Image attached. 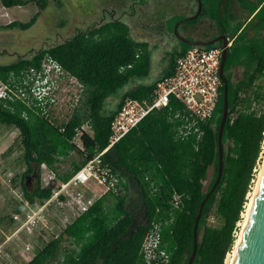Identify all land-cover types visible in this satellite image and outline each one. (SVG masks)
Returning a JSON list of instances; mask_svg holds the SVG:
<instances>
[{"label":"trees","instance_id":"obj_1","mask_svg":"<svg viewBox=\"0 0 264 264\" xmlns=\"http://www.w3.org/2000/svg\"><path fill=\"white\" fill-rule=\"evenodd\" d=\"M52 1L60 4V0ZM48 2L0 0L5 8L33 5L39 9L27 22L14 21L0 26V31L30 29ZM201 4L198 19L185 25L208 19L212 27L228 37L231 45L224 65L228 115L221 140L223 170L202 209L192 264H224L234 246L264 141V0H201ZM235 5L246 16L241 18L235 13ZM190 48L180 43L167 55L168 65L154 81L123 92L110 110L106 109V100L130 82L146 78L151 67L149 44L134 40L123 21L110 20L78 30L64 42L39 49L28 58L0 64V79L6 80L12 72L38 66L49 55L84 87L83 100L62 124L33 114L21 103L5 106L0 102V125L14 127L19 133V161L26 166L19 178L24 197L34 204L51 195V189L41 188L38 176L33 188L26 186V177L32 175L35 165L38 175L39 165L45 164L61 182H66L96 153L102 152L108 145L110 123L123 101L149 99L156 83L172 75L176 59ZM233 68L242 69V77L236 82L232 81ZM24 110L28 118L22 117ZM183 111L179 102L171 100L167 107L153 110L108 150L103 162L125 180L124 194L110 192L98 199L27 264H138L141 244L153 222L162 223L161 237L172 253V264H187L200 204L217 177L223 85L212 118L201 127L200 140L194 136L186 140L176 138L177 122L172 116ZM85 123L90 125L92 136H81V151L73 141ZM67 162L70 168L60 171V166ZM210 168L212 178L203 190ZM175 196L179 197L177 205ZM211 220L214 225L209 224ZM63 241L75 247L64 248Z\"/></svg>","mask_w":264,"mask_h":264},{"label":"built area","instance_id":"obj_2","mask_svg":"<svg viewBox=\"0 0 264 264\" xmlns=\"http://www.w3.org/2000/svg\"><path fill=\"white\" fill-rule=\"evenodd\" d=\"M221 54V46L211 49L191 47L176 59L172 75L156 83L149 99L126 98L110 123L107 147L96 153L68 181L61 182L55 171L45 164L39 165V185L51 189V195L42 203L31 204L22 194L11 213L0 219V236L3 238L0 240V264L31 262L46 244L58 239L98 199L110 192L124 194L125 180L113 172L102 157L153 110L167 107L171 100L179 102L184 111L172 116L177 122L176 138L186 140L194 136L200 140L202 125L212 118L218 104L222 85L219 77ZM83 98V85L49 55H45L38 66L12 72L6 80L0 79L1 103L5 106L21 103L33 114L57 124L67 122L71 116L64 122H56L64 118L58 117L56 108L69 106L73 113ZM22 117L28 118L27 111L22 112ZM83 134L92 136L88 123L81 126L73 141L81 151ZM63 169L64 165H61L60 171ZM7 177V174L0 176V193L3 187L12 193L17 190ZM178 200L175 196V205ZM161 231L162 223L151 224L140 247L141 262L138 264H172V253L162 241ZM62 247L75 246L63 241ZM13 256L18 260L12 259Z\"/></svg>","mask_w":264,"mask_h":264},{"label":"rangeland","instance_id":"obj_3","mask_svg":"<svg viewBox=\"0 0 264 264\" xmlns=\"http://www.w3.org/2000/svg\"><path fill=\"white\" fill-rule=\"evenodd\" d=\"M48 1L47 7L41 12L37 22L30 29L26 31L14 29L9 32L6 31L7 33H0V45L7 46L5 49L6 54L0 55V64L5 65L14 63L20 58L30 57L39 49L62 43L71 38L78 30H85L88 27L95 25L94 21L99 18V9L116 8L111 3L112 0H60L59 5H56L52 0ZM109 1L111 2L109 3ZM139 1L144 4L137 8L136 17L133 20H129L124 16L122 21L129 25L131 36L134 40H144L149 44L151 61L150 71L146 78L130 82L117 94L110 96L106 100L107 110L115 107L123 92L128 91L139 84L151 83L158 77L164 66L167 64V55L175 51L172 40L174 37L172 30L179 21H175V19L178 17H181V19L186 18L189 17L188 15H191L192 12H196L195 0H144V2L142 0H129L126 4H132ZM38 10L39 9L33 5L24 8H8L6 9L7 14L3 17L2 23L6 24L12 21L22 23L27 22ZM126 11H129V9H126ZM234 11L235 13H239L241 18L246 16V12L241 11L237 5L234 6ZM1 15L2 13L0 12V17ZM164 16L166 17L165 21L167 22L165 37L168 41L170 40L169 43L160 40L159 34L156 33V31H150L149 33L151 34L149 35L146 28L145 30L141 28L142 23L152 24L153 21H162ZM150 18H153V21H150ZM198 24L202 29L200 32L201 35L196 36L197 40H205L214 35L212 30L209 29L212 25L208 19H202ZM1 51L2 50H0V52ZM231 73L232 81L234 82L242 77L241 68H233L231 69ZM255 107H257V105H253V108ZM56 110L59 113V118L64 117L63 119L56 120L58 123L66 121L72 113L69 106L64 105L58 106ZM18 138L19 133L14 127L0 125V176L7 174V180H12V183L17 188V190L12 193L11 191L6 190V187H3V191L0 193V219L4 215H9L11 213L13 206L17 204V200H19L23 194L19 178L23 172H25L26 166L23 162L19 161L22 150L18 143ZM262 145V151L256 169L254 170L255 175L251 188H253L254 181L256 180V171L260 169L262 163L264 141ZM68 168H70V165L67 162L64 165L63 170ZM212 174L213 171L212 168H210L208 170L207 180L204 182L203 190L207 188L212 178ZM34 182L35 180H31L29 185L26 186L31 189L33 188L32 184ZM94 188L99 191L101 190L100 187L95 186ZM93 191L95 190L93 189ZM209 224L214 225V220H211ZM4 232L6 234L9 233L8 230H4ZM237 233L238 231L236 234ZM1 239L3 240L0 236V240ZM3 258L5 257L3 256ZM12 259L18 260L16 256H13Z\"/></svg>","mask_w":264,"mask_h":264},{"label":"water","instance_id":"obj_4","mask_svg":"<svg viewBox=\"0 0 264 264\" xmlns=\"http://www.w3.org/2000/svg\"><path fill=\"white\" fill-rule=\"evenodd\" d=\"M197 2H198V9L196 13L191 17H186L178 21L174 28L175 33L177 32L178 25L193 21L198 18L202 10V4H201V0H197ZM220 38L223 40V44L221 46L222 47L221 62L219 67V77L223 85V111L218 129V154H219L218 172L212 188L210 189V191L208 192V194L205 196L204 200L200 204L193 226L192 253L189 257L187 264H192L196 256L197 245H198L197 227L199 220L201 218L203 206L207 201V199L215 190L216 186L218 185L223 170V147L221 140L228 115V84L224 74V65L227 57V49L231 45V43L224 36ZM218 39L219 38L208 41L207 40L190 41L184 38H179V41L190 47H206L209 45H214L215 41ZM37 170H38V165H35L32 175L26 177V182H25L26 185H28L31 182V180L37 179L38 176ZM233 264H264V172L258 188V192L256 194L255 200L250 210V214L248 216L247 224L243 230V234L239 241V245L237 246L236 255Z\"/></svg>","mask_w":264,"mask_h":264},{"label":"flooded vegetation","instance_id":"obj_5","mask_svg":"<svg viewBox=\"0 0 264 264\" xmlns=\"http://www.w3.org/2000/svg\"><path fill=\"white\" fill-rule=\"evenodd\" d=\"M128 1L129 0H112V2L109 1V3L111 2L113 4V6L116 8H109V9L101 8V9H99L98 10L99 18H98V20L94 21L95 25H92V26L101 25V24L106 23L110 20L122 21L124 16H126L127 19H129V20H133L136 17L137 8L141 7L144 3L142 4L141 1H139L136 3H132V4H126ZM142 1L144 2V0H142ZM195 1H196V11H197L198 2H197V0H195ZM126 9H129V11H126ZM195 13L192 12V14L188 15V16L191 17ZM165 18L166 17L164 16L162 21H153V18H150V21L152 20L153 23L152 24L142 23L141 28L144 30L146 28V31H148L147 33L149 35L151 34V33H149L150 31H152V30L156 31V33L159 34L160 40L169 43L170 40L168 41L167 38L165 37V30H166V26H167V24H166L167 22L165 21ZM186 23H182V24L178 25L176 33L174 32V29L172 30L173 31L172 33L174 35V37L172 38L174 49L178 48L179 44L181 43L179 41V38H184V39H187L190 41H193V40L199 41V40H197V37H196V36L201 35L200 32H201L202 27H200V25L198 24L199 21L195 22L194 24H191V25H185ZM134 26H136V25H134ZM209 29L212 30L214 35L211 37H208L205 40L208 41V40H214V39L219 38L218 40L215 41L214 45L222 46L223 40L220 38L222 36H224L226 39H228V37L226 35L219 32L216 28L211 26V28H209ZM130 34H131V31H130ZM190 38H194V39H190ZM141 41H144V40H141ZM228 41H229V39H228ZM144 42H146V41H144Z\"/></svg>","mask_w":264,"mask_h":264},{"label":"bare ground","instance_id":"obj_6","mask_svg":"<svg viewBox=\"0 0 264 264\" xmlns=\"http://www.w3.org/2000/svg\"><path fill=\"white\" fill-rule=\"evenodd\" d=\"M264 170V153L262 156V163L260 166V169L256 171V180L254 181L253 188H251L250 192L247 194V202L244 207V212L242 213L241 221L238 223V233L236 234V239L234 242V246L231 250V252L227 255V258L225 260V264H233L234 258L236 255L237 246L239 245V241L241 239V236L243 234V230L247 224L248 216L250 214V210L252 208L253 202L255 200L256 194L258 192V188L263 176Z\"/></svg>","mask_w":264,"mask_h":264},{"label":"crops","instance_id":"obj_7","mask_svg":"<svg viewBox=\"0 0 264 264\" xmlns=\"http://www.w3.org/2000/svg\"><path fill=\"white\" fill-rule=\"evenodd\" d=\"M0 5H1V4H0ZM11 8H12V7H11ZM6 9H8V8H5V7H3V6L1 5V7H0V12L2 13V15H1V17H0V23H1L0 26H5V25H8V24H9V22L6 23V24L2 23V19H3V17L7 14ZM12 22H13V21H12ZM10 23H11V22H10ZM6 31L9 32V31H11V30H1L0 33H7ZM6 48H7V46L0 45V50H2V51L0 52V55H4V54H6V51H5ZM167 65H168V64H166V65L164 66L163 70H165V68H166ZM163 70H162V71H163Z\"/></svg>","mask_w":264,"mask_h":264}]
</instances>
